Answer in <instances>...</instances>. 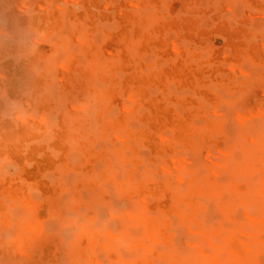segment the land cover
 Returning a JSON list of instances; mask_svg holds the SVG:
<instances>
[{
  "label": "bare ground",
  "instance_id": "6f19581e",
  "mask_svg": "<svg viewBox=\"0 0 264 264\" xmlns=\"http://www.w3.org/2000/svg\"><path fill=\"white\" fill-rule=\"evenodd\" d=\"M52 1L50 2V0H45L44 2L38 3H52ZM72 1H81L84 3V0ZM214 1L215 0L212 2L215 3L217 0L215 2ZM241 1L245 4L259 3L257 2L258 0H225V3L233 4L238 2L237 4H239ZM261 1L264 2V0ZM98 3H100L99 0ZM112 3H114L113 0H104L102 7L106 9ZM146 3L149 5V3L152 2H150V0H123L120 3L122 5L117 8L116 12L114 11L116 13V22H118L120 26L126 23H133L131 24L134 25L131 30L135 29L133 36L132 34H130L131 36H125V34H111L106 32L103 38L104 40H101L102 42L100 41L101 45L97 44V46L94 44L95 42L91 41L95 36L91 39V36L86 33H83V35L80 34V36L76 35L75 41L79 44V48H81L82 45V51L87 57L85 62V58L82 60V62H84L82 64L78 61L76 55H74L75 53L72 52L71 54L73 55L70 57L68 56V59L59 63L56 61V58L53 57V55L57 53L54 48L52 54L51 52L45 53L44 51H41L42 49L37 47H32L33 45H30L31 47L27 50V56H31L28 52L31 53V51H33L36 55L37 53L42 54L46 60L48 59V64L50 65L46 66V68L44 66L43 67L45 68V71L49 70L53 77L56 76L55 79L57 80L54 79V81H58L57 85L59 84V87H61L58 88L64 95L63 98L65 102L63 104L66 103L64 109L61 108L62 110L59 114V124L61 126L62 122L65 123L66 121L69 125H73L74 131H68L69 133L66 131L68 133H66V138L68 139V142H70V145L78 146L77 148L80 152L79 156H82L80 163L82 164L81 169L83 172L81 169L80 171L85 173V176L75 180L72 184L73 186L70 184V186H72L71 189H69L70 187L68 189L62 187L60 189L58 188L57 192H53L55 191V188L53 191H47L46 189L38 186V182L29 180L20 175L18 176L20 177V181L16 180L17 182L15 180L6 181V178L4 179L3 177H0V264H264V100L261 104L254 107L255 112H261L259 122L257 120L259 117L256 119L253 118L251 116V111L244 114L246 112L245 111L243 114L241 113V115H239L238 122H235L237 123L235 125V128H237V132L235 131V140L230 142V144L229 141L232 140V137L228 138V144H230V146L227 145L228 147L226 146L218 150L224 155L221 160H218V164H216L217 162H213L216 164L214 165L211 161L209 163L212 165L207 164V162H197L189 167H181L183 165H181L179 161L184 160V157H182L183 153H181L180 156L177 152L179 146L192 147L194 144L191 142L190 138H193V136H198L203 139H212L215 136L223 137L224 132H227V127L229 125H227V118L229 119L230 116H228V114H224V111H219L221 107L223 110L225 102L222 103L223 106L220 107L221 99L217 94H213L208 91L210 88L203 84L204 78L202 77L204 73L209 72L215 81L217 78V68L228 60L229 54H227L226 51L229 53L231 52L230 49L226 50V48H222L218 51H211L210 59L207 61L203 60L202 62L201 56H196L197 54L191 55L193 51L189 52V50L186 51L181 49L183 48V42L180 45L181 47L170 43L171 40L169 42V40L165 37L167 30H165L164 35L160 33V35L158 34L159 36L155 37V32L152 30H160L161 26V21L159 20L158 15L153 13L154 15L149 14L150 17L145 18L146 16L141 14L140 11L137 14L136 12H132L127 9V7L138 6L139 4L145 6ZM219 3L220 2L217 4ZM201 4H203V2ZM38 5L40 7L42 6V4ZM198 5L200 6V4ZM49 6L51 5L49 4ZM193 7L196 8L198 6ZM188 9L190 10L189 6L187 10ZM259 11L264 14V7ZM30 13L32 14L34 12L30 11L29 14ZM177 13L180 12L178 11ZM64 14L65 13H54V11H50L47 4L46 6H42L41 14L39 16L43 21H45V23L47 21L54 22V20L59 22L67 16ZM113 17L114 15L112 18ZM85 19L88 18L86 17ZM165 19L166 18H164V20ZM72 21L74 20H71V22ZM203 21L201 20V23ZM207 21H209V19ZM62 22L64 23V20H62ZM76 22L74 21L75 25ZM63 23L62 25L64 28ZM62 25L60 26L61 28ZM97 25L96 27H98ZM203 25L201 26L204 27ZM209 25L211 24L209 23ZM244 26L249 27L246 25ZM252 26L253 25L250 23L249 29ZM150 27L152 30H149L151 29ZM196 28L199 29L198 26ZM29 29L33 32V40L35 43L49 40V38L53 36L52 34L50 35V33L45 34L46 30L42 31V29H40L36 24H31ZM60 29L57 33L59 34L60 31L62 35L65 34L63 31L64 29H62L64 33ZM206 29L208 28L206 27ZM116 30H118V28ZM26 31L28 32L29 30ZM22 32H25V30L22 29ZM42 33H44V35ZM97 34L100 35V33ZM102 34H104V32ZM188 34H190V31L186 32V36ZM60 35L61 34H59V36ZM63 37L64 36H60L58 40L57 37H54V39L57 40V44H54L56 47L57 45L61 46L59 48H62V46L65 47L66 40L63 39ZM252 37H254L252 40L255 41V35L251 36V38ZM68 38L70 39V37ZM226 39V45L232 48L233 57H238L240 53L249 51L256 62L264 66V56L258 57L253 48H248L242 42L236 41L234 37H231L228 34H226ZM2 40L4 41V38H2ZM208 41L210 40L208 39ZM16 43L18 44L17 41ZM208 43L212 46L210 42ZM5 44L7 45L8 43L5 42ZM51 44H53V42H51ZM187 44H189V41ZM19 45L20 44H18V46ZM68 45L69 44L66 46L69 47ZM5 46L2 47L5 48ZM152 47L155 48L154 50H156L160 56L163 55L167 58V65L164 66L165 68L162 67V69H158L156 67L157 63H150L152 66L149 67L145 64V59L143 61L142 57L145 55V51ZM59 48L57 50H59ZM204 49L206 50V48ZM196 50L198 51V49ZM134 52L135 55L133 54ZM202 52L204 51L202 50L201 53ZM151 56H153V54ZM24 58L26 57L24 56ZM40 58L42 57L38 56L37 59ZM159 60L160 59L157 61ZM198 60H201L200 62H202V66L200 65L201 69H198L200 67L197 66ZM41 61L43 62V60ZM43 63L45 64L46 61ZM43 63H40L39 61L38 66ZM13 64L14 63H12V67ZM48 64L46 63V65ZM223 66L228 67L229 64H224ZM256 66L258 67V65ZM54 69L57 71L55 70L56 72H54ZM254 69H256V67ZM259 69L260 68L258 67L256 70ZM118 70H122L124 74L122 80L119 78L121 80L120 86L118 85V81H120L118 79L120 75L117 74ZM146 70H149L147 71L148 73ZM230 71L233 73V71H235V67L230 66ZM96 74L100 79L104 80L105 83L108 84L106 89L103 90L100 88V90L98 88H93L95 87L93 80ZM235 75L238 78L236 80H240V82L236 83L234 82L235 80L233 81V79H231L227 82L228 89L238 87V85L241 84V80H244L245 78H242V76L239 77L237 74ZM77 76L80 78L78 79ZM53 77H50L52 78L50 79V82H53ZM245 80H247V78ZM39 83L42 84V81ZM170 83L176 84L179 88L186 86L192 87L199 96H206L209 100V105L199 106L196 109V102L198 101L197 95H195V99L189 97L190 94L188 97H181L178 95L180 93L177 95L172 94L169 92V89H172L171 86H169ZM149 85L159 87L161 90L168 92L167 95L169 94V96L167 97H170V95L171 97L166 99L163 94L160 97L155 96L156 98H154V95L151 96L148 92L149 90H147ZM260 85L261 86H258V90L264 97V81L263 83L261 82ZM52 86L50 85V90ZM247 86L251 85H248L246 81L240 85L242 88H247ZM87 88L91 91V96H93L95 99L94 101L97 104L96 109L93 108L95 110L94 123L96 124L98 130L97 132L100 137L107 138V141L108 139H111L114 143L113 147L110 145L111 149L109 151L107 150L108 148H106L102 153L98 154L100 155L99 157L101 158V162L104 164L102 169H97L99 170L98 172L95 171L92 164L94 153L91 150L92 146L90 147L89 145V135L85 132V129L87 130L88 126H86L87 128L84 126L85 119L87 117L90 118L88 114L91 113V111L89 112L88 110L92 108H89L90 101L86 99L87 97L85 96L87 94ZM89 90L88 94L90 92ZM29 91H32V89ZM85 92L86 94L83 95ZM13 93L14 90L11 82L8 80L4 71L0 70L1 107L4 102H7L8 104L10 102H15L17 104L22 103L15 112V118L19 121H16L15 126L17 128H12V130H10L0 127V156L4 154L9 158L18 161L19 166L23 168V164L15 154V149L19 148L18 146H23V141L28 136L35 137L38 132L40 133L47 130V127L50 129L48 126L49 123L47 122L49 111L46 112V109L44 108L45 106H41V103L43 102L41 97H37L36 102L34 101L35 99H33L34 96H29V93L26 92L25 96L28 94V97L20 101L21 99L15 98ZM228 93H230V90ZM76 94L80 96V102L77 101L76 98L78 97ZM123 94L127 99L123 100L125 97ZM46 95H48V93H46ZM74 95L76 100H74ZM82 95L85 98H83ZM227 97L228 99L231 98L230 96ZM46 99L47 98L45 97V100ZM228 99L225 100L227 101ZM127 100L129 102L132 101L133 105L127 104ZM171 102L179 103L184 106L186 110L184 117L180 116L184 114H178V106L175 104L177 107H172L173 104L171 105ZM199 102L201 103V100ZM203 102L205 103V100H203ZM142 106L146 107L148 110H145L149 113L143 115L144 112L142 111L141 115L140 108H144ZM116 107L117 109H115ZM180 107L182 108V106ZM227 107L230 109L233 106L230 107L227 105ZM119 108L121 113L118 117L115 114L113 119L111 118L113 114H111V116L108 115V112L110 113L114 109L119 110ZM13 110L15 111V109H12L11 111ZM117 112L118 111H116V113ZM218 112L220 116L218 115ZM216 114L218 117L216 116L215 118ZM225 115H227V117ZM221 117L223 119H221ZM195 118L205 119V126L199 128L197 125L201 126L202 124H199ZM134 119L141 120L144 124L140 123L143 126H148L149 129L142 128L146 130L142 131L141 129H138L137 131L133 128V125V127L131 126V122ZM230 120L231 119H229V121ZM90 124H93L92 121ZM167 131H170L169 133H171V136L172 134L174 135V143L171 144L168 141L170 143L168 145L165 144L167 143L165 142V138L167 137L168 139V134H166ZM226 135H228V132ZM80 136L83 137V140H81L82 138L80 139ZM36 140L38 141L40 139ZM91 141L93 140L91 139ZM38 142L37 144H39ZM100 144L102 143L100 142ZM70 145L68 150L69 152L72 150L70 149ZM139 146L149 148L153 152V156L149 163L147 162L150 156L148 159L147 157H142L139 151ZM179 149L183 148L179 147ZM210 149L214 151L213 146ZM97 151L99 152V150ZM185 152L186 153H184V155H186L188 159V151L185 150ZM215 152L217 153L216 150ZM210 153L212 152L209 151V154ZM239 153L243 155L242 161L237 159V157H241ZM69 154L71 156V153ZM41 155L42 154L40 152L39 157ZM161 155L166 156V158L163 156V159V157H160ZM66 156L67 155H65V158ZM112 161L121 168V176L117 174V171L119 173L120 168L118 170L116 168L115 170V165L112 164ZM67 162H65V164ZM150 163H153L155 168L150 165ZM56 165H59V163H56ZM79 165L77 166L79 167ZM20 167L18 169H20ZM188 168L191 169L189 170ZM196 168L199 170H194ZM57 170L58 173L61 172L58 168ZM200 170H203V172L205 171L206 173H199L202 172ZM49 171L53 172V169ZM69 171H73V169ZM69 171L68 174L71 176L72 173ZM80 171H76V173H79ZM45 172L43 174H45ZM19 173L20 171L18 174ZM64 174L66 175L67 173ZM60 175H58V177H61ZM222 178H225L224 181L226 180L227 182L225 181L222 184L220 182L223 181ZM55 179L56 177L54 178V181ZM64 179L63 182L65 181ZM50 183L52 185L54 182ZM107 184L110 187L112 186L111 188L114 190V194L125 199V202L127 201V205L129 207L127 206L128 208L126 207V210L124 208V210L119 208L118 211L117 208L114 207L116 204L113 205L111 202L112 192L110 187H106ZM44 186L45 184L43 183V187ZM36 188L37 190H40L41 193L39 201L35 200L30 193L32 189ZM63 191H68L66 198L62 195ZM226 193H228L229 196ZM85 194L87 195L85 196ZM118 201L120 202L121 199ZM212 206L216 207V211ZM17 208L21 209L22 213L20 212V214L22 215L19 218L16 217L18 220L16 219L17 222L14 223L15 217L13 216V213ZM212 208L215 213L218 211V214H221L222 216V222L219 226L217 221V224H211L213 220L209 222V213ZM104 209L109 211L110 216L115 218V221L118 220L119 224L116 226L117 228L111 227L109 221H107V224L104 225L106 221L102 222L101 215V211L104 212ZM241 211L244 213L248 222H243V220L241 221L238 217L240 216ZM172 216H175L178 220L176 218L175 220L177 221L173 220ZM49 221L54 222L55 229L52 230V223H49ZM108 222L111 229L108 227ZM179 225L185 230V235L187 232L190 234L189 238L192 240L193 244V247L190 248L191 250L189 249L188 252L184 249V251L187 252L185 254H182V251L179 252L178 250L182 249L179 248L178 245L176 246V242H178V240L175 241L176 234L174 226H177L176 230L178 231L179 228H181ZM48 227L51 230H48ZM66 230L71 233L69 236L64 234V231ZM177 231L176 233H178ZM239 233H245L248 236V240L240 239ZM177 238L180 237L178 236Z\"/></svg>",
  "mask_w": 264,
  "mask_h": 264
},
{
  "label": "rangeland",
  "instance_id": "374dc122",
  "mask_svg": "<svg viewBox=\"0 0 264 264\" xmlns=\"http://www.w3.org/2000/svg\"><path fill=\"white\" fill-rule=\"evenodd\" d=\"M44 1L45 0H30V1L25 0V2H24V0H20V1L19 0H1L0 1V30H1L0 31V35H1V37H0V40H1L0 41V43H1V46H0V62H1L0 63V66H1V68H0V70L1 71H4V73L7 76L8 80L11 82V84L13 86V90H14V93L13 94L15 95V98L21 99L20 101L26 99V97H28V94L25 96L26 92L29 93V96H32L33 95L35 97V98L33 97V99H35L34 101L37 100V97H41L42 98L43 102L42 103L40 102L41 103V106L44 105L45 106L44 108L46 109V112L49 111L48 116H47V122L49 123L48 126L50 127V129L47 127L46 128L47 130H45L43 132H40V133L38 132V134H36L35 137L28 136L23 141L24 142L23 143V146L22 145L21 146H18L19 148H16L15 149V154L18 156L20 162L23 164V168L25 167L24 169L19 166V162L18 161L14 160V159H11V158L5 156L4 154L1 155L0 156V161L7 162V165L5 167L0 168V177H3L4 179L6 178L5 179L6 181H12V180L20 181V179H19L20 177H18L20 175V176L26 177L29 180H33V181L38 182L39 184L38 183H36V184H38V186L46 189L47 191H50V190L53 191V189L55 188V191H53V192H57V189L58 188L60 189L62 187L67 188V189L70 187L69 189H71V187L73 186L72 184H73V182L75 180H78V178L80 179L81 177H84L85 176V173H82L83 172L82 169H81L82 164L80 163L82 156H79L80 152H79V149L77 148L78 146L70 145V142H68V139L66 138V135L69 133L68 131H74L73 125L70 124L71 125L70 126L64 119L63 120L65 121V123L62 122V125L61 126L59 124V114L61 113V110L64 109V106L66 105V103L63 104L65 102V100L63 98L64 95H63V92L60 91V89H59V88H61V87H59L60 85L59 84L57 85L58 81H54V79H55L56 76L54 75L55 77H53L51 75V72L49 70H46L47 72L45 71L46 66H49L50 65V64H48V59L46 60V58L43 57L42 54H38L37 53V55H36L33 51H31V53H33V54H31L30 52H28V54H30L31 56H27L26 55L27 54V50L31 47L30 45H33L32 47H37L39 49H42L41 51H44L45 53H50L51 52V54H52V51H53V48H54L55 49V52H57V53L54 54L53 57L56 58V61H58L59 63L61 61H65V59H68L71 55H73V54H71V52H72V53H75L74 55H76L78 61L82 64V63H84L86 61V58L87 57H86V54H84L83 51H82V45L80 44L81 45V48H79L80 47L79 44L77 43V41H75L76 35L80 36V34L83 35V33H86V34H89L91 36V39H92V37L95 36L94 37L95 40L92 39L91 41L95 42L94 44H96V45L98 44L99 45L104 40L103 38H104V35H105L106 32H109L111 34H125V36L126 35L127 36H131L130 34H132V36H133L135 29L131 30L132 29V26H134V25H131L133 23H126V24H123L122 26H120V24L118 22H116L117 20H116V13L115 12H116L117 8H119L122 5L120 3L123 0H113L115 4L112 3L106 9H104L102 7L103 6V3H104V0H99L100 3H98V0H84V3H82L81 1H77V2H79V3H77L76 1L73 2L72 0H53V1L50 0V2L52 1V3H38V2H44ZM105 1H107V0H105ZM165 1L164 0L163 1L162 0H150V2H152V3H149V5H147L148 3H146L147 6L145 5L147 7V9H146V7L144 5H140V4L138 5L139 7L138 6H130L129 8L127 7V9L129 11L136 12L137 14L140 11L141 14H144L146 16V17L144 16L145 18L150 17V15H152L153 13L155 15H158V18L161 21L160 30H157V31L152 30V28H151L152 26L150 27L151 29L148 28L149 30H152L153 32H155L154 33V36L157 37V36L160 35V33H162L164 35L165 30H167V32L165 33L166 34L165 37H166L167 40H169V42L171 40L170 43L175 44V46L176 45L180 46L182 44V42H183V44H182L183 45V48H181V49L186 50V51L189 50V52L190 51H193L191 55H194V54L196 55L197 54L196 56H201L202 58L201 57H199V58L202 59V62H203V60L204 61L205 60L207 61V60L210 59V52L211 51H218V50H220L222 48H224V49L226 48V50H229L230 49V52H231V53H229V52L226 51V53L229 54V56L227 55L228 56V60L226 62H224L225 65L226 64H229V66L228 67H225V66H223L224 65L223 64V65H221V66H219L217 68V71H216L217 78H216L215 81L213 80V77H212L211 73H209V72L204 73L203 74V77H202V78L205 79V80L203 79V84H205L206 87L210 88V90L208 89V91L210 93L217 94L219 96V98L221 99L220 107L223 106L222 103L225 102L224 103L225 105L223 107V110L221 109L222 108L221 107L219 111L220 112H223L224 111V114H228V116H230L229 119H231L230 120L231 122L227 118V122H228L227 125L229 124L228 127H227L228 135H226L227 132L226 133L224 132L223 137H221V136H215L212 139H207V138L206 139H203V138H199L198 136H193V138H190L191 139V142L194 144L192 147H182V146H179V147H181L183 149H179V147H178V150H177L178 154L181 156V153H183L182 157H184V160L179 161V163H181V165H183L181 167H189V166H191V165H193V164H195L197 162H202V163L203 162H207V164H209V165L211 163L214 164V163L217 162L216 164H218L219 163L218 160H221V158L224 157V155L220 151H218V150H220L221 148L226 147L227 145L230 146V144H231L230 142H232V141L235 140V136H236V132H237L236 131L237 128H235L236 127L235 125L237 123H235V122L236 121L238 122L239 115H241V113L243 114V112H245V111L246 112L244 114H246L249 111H251V116L253 118H255V119L258 118L260 116V113L261 112H259V113L258 112H255V110H254L255 108L254 107H256V105L258 106L259 104H261V102L264 100V97L261 95V93L258 90L259 89L258 86H261L260 85L261 82L263 83V81H264V77H263L264 76V66L262 64H258L256 62V60L251 56V54H250L249 51H244V52L240 53V55L238 57H233L232 56V48L226 45V43H227L226 34H228L231 37H234L236 39V41L242 42L248 48H253L255 50V53L258 55V57L264 56V49H263L264 48L263 47V45H264V35H262V34H264V14L263 13H260V11H259V10L263 9L264 2L261 1V0H258V1L256 0L259 3H255V4H251V3L249 4V3H247V4H245V3H243L241 1V2H239V4H237L238 2L232 4V3H225V0H223V1L222 0L221 1L220 0L219 1L217 0L216 1L215 0L216 1V2L214 1L215 3L212 2L213 0H204V1L203 0L202 1H200V0H165ZM117 2L119 3V5H118ZM202 2H203V4H201ZM218 2H220V3L217 4ZM23 4L26 5V6H24ZM38 4H42V6H44V5L46 6L48 4V9H50V11H54V13H65L67 16L64 17L65 19L64 18L62 19V20H64V23L62 22V20H60L59 22L56 21V20H54V22L47 21L45 23V21H43L40 18V16H39L41 14L42 6L40 7ZM49 4L51 6H49ZM198 4H200V6ZM187 5L189 6L190 10L189 9L187 10V8H188ZM29 6H31V7H29ZM152 6H155V7H152ZM193 6H198V7L195 8ZM49 7H51V8H49ZM260 7H262V8H260ZM252 8H254V9H252ZM27 9H29V10H27ZM30 11H32L34 13H32V14L30 13L29 14ZM151 11H152V13H151ZM178 11L180 13H177ZM111 12H112V15H111ZM86 14H87V16H86ZM113 15H114L113 18H114L115 21L112 18ZM147 15H149V16H147ZM194 15H196V16H194ZM220 16H221V18H220ZM15 17H16V19H15ZM86 17L88 19H85ZM163 17L166 18V19L164 20ZM210 18H211V20H210ZM38 19H40V20H38ZM206 19L207 20L209 19V21H207ZM235 19H236V21H235ZM71 20H74L75 22L76 21H80V20L81 21L80 22H76V25H75L74 24V21L71 22ZM201 20L202 21L204 20V21L201 23ZM11 21H13V22H11ZM82 21H83V23H82ZM65 22H67V23H65ZM62 23L64 24V28H63ZM97 23H98V25H97ZM198 23H199V25H198ZM203 23H204V25H203ZM209 23L211 25H209ZM250 23H251V25H253L252 26L253 28L251 27L252 29L251 28L249 29ZM31 24H36L40 29H42V31L46 30V33L45 34L50 33V35L52 34L53 36H51L49 38V40H44V41H40L39 43H35L34 40H33V32L29 29V27H30ZM61 25H62V28L60 27ZM96 25L99 28L96 27ZM105 25H106V27H105ZM201 25H203L204 27H202ZM244 25L249 26V27H245ZM107 26H109V27H107ZM117 26H120V27H117ZM197 26H198L199 29L196 28ZM213 26H215V27H213ZM206 27L208 29H206ZM17 28H19V29H17ZM117 28H118V30H116ZM22 29L25 30L26 33L25 32H22ZM59 29L61 31H62V29H64L63 31L65 32V34L62 35V33H60V31H59V34H61L60 36H64L65 37V38L63 37V39L66 40L65 43H66V45L69 44L68 45L69 47H67L66 45H65V47L62 46V48H59L61 46H58V45H57V47L55 46L57 44L58 38L60 37L59 34L57 33ZM99 29H100V31H99ZM253 29H254V31H253ZM26 30H29L30 33H29V31L27 32ZM187 30L190 31V34H188L186 36V32H188ZM250 30H252V31H250ZM15 32H20V33H15ZM31 32H32V34H31ZM103 32H104V34H102ZM194 32H196V33H194ZM55 33H57V34H55ZM97 33H100V35H98ZM167 33H169V34H167ZM16 34L18 36H20L21 38L18 37ZM27 34H28V36H27ZM42 34L44 35V33H42ZM9 35H10V37H9ZM253 35H255V38H256L255 41L252 40V39H254V37L251 38V36H253ZM260 35H261V37H260ZM214 36H216V37H214ZM54 37L55 38L57 37V40H55ZM68 37H70V39ZM99 37H100V39H99ZM249 37H250V39H249ZM2 38H4V41L2 40ZM207 38L210 41H208ZM242 38L243 39L246 38L247 40L244 39L246 42ZM53 39H54L55 42L53 41ZM203 39H204V41H203ZM260 39L261 40L263 39L262 40L263 42ZM16 41L18 42V44H20L19 46L16 43ZM19 41H20V43H19ZM22 41H24L25 44ZM50 41L53 42V44H51ZM188 41H189V44L190 45L187 44ZM5 42L8 43V44L6 45ZM47 42H48V44H51V45H48ZM194 42H195V44H194ZM208 42H210L212 44V46L209 45ZM2 46H5V48L2 47ZM70 46H71V48H70ZM184 46L186 47V49H185ZM195 46H197V47H195ZM198 46H200V47H198ZM207 46H209V47H207ZM216 46H217V48H216ZM58 48H59V50H57ZM195 48L198 49L199 52ZM201 48L204 51L202 53H201V51H202ZM204 48H206V50ZM150 49H152L153 51L150 50ZM150 49L145 51L146 52L145 55L142 54V55H144L142 58H143V61L145 59V61H144L145 64H147L150 67V66H152L151 65L152 63H154V64L157 63L158 65L156 64V67L158 69H162V67L166 66L167 65V58L165 56H163V55L160 56L157 53V51L154 50L155 48L152 47ZM74 51H76V52H74ZM18 52H20V53H18ZM133 54L135 55V52ZM152 54H153L154 58H153V56H151ZM9 55H11L12 57L9 56ZM20 56H21V58H20ZM24 56L27 59L24 58ZM38 56L42 57L43 59L42 58L37 59ZM80 56H81V58H80ZM152 58H153V60H152ZM157 58L160 59L159 60L160 62L157 61L158 60ZM83 59H84V62H82ZM41 60H43V62L46 61V63L48 65H46V63L44 64ZM151 60L154 61V62H152ZM39 61H40V63H43V64H40L38 66ZM149 61H151V62H149ZM200 61L201 60H198V62H197V66L198 67L200 65L202 66V62H200ZM12 63H14L13 64V67L14 68L12 67ZM49 63H50V61H49ZM256 65H258V67L260 68L259 69L260 71L259 70H256L258 68ZM201 66L198 69H201ZM230 66L235 67V71H233V73L230 71ZM242 66H244V67H242ZM241 67H242V69H241ZM255 67H256V69H254ZM40 68H41V70H40ZM55 70L56 69H54V72L57 71V70L56 71ZM147 71H149V70H146V72ZM44 72H46L47 75ZM54 72H52V73L55 74ZM117 74L120 75V77L117 76L118 79L120 78L122 80V77L124 76L122 70L121 71L118 70ZM235 74H237V76H239V77L242 76V78L245 77L244 80H241V84L246 81L248 83V85L250 84L251 86H247V88H242V87H240L241 84H239L238 87H236L234 89H228L227 88V85H228L227 82L230 81L231 79H233V81L235 80L234 82H236V83L240 82V80H238V81L236 80L238 78L236 77ZM261 75H263V76H261ZM50 77H53V82H50V79H52ZM206 77H207V79H206ZM248 77H250V78H248ZM77 78L79 79L80 77L77 76ZM223 78H225V79H223ZM246 78H247V80H245ZM226 79H228V80H226ZM43 80H44V83H43ZM55 80H57V79H55ZM121 80L118 81V85L119 86L121 85ZM40 81H42V84L39 83ZM47 83L49 84V86H48ZM55 84H56V86H55ZM93 84L95 86L93 88H98V89L101 88L103 90L106 89V87L108 86V84L105 83L104 80L100 79L97 76V74L94 77ZM39 85H41V86H39ZM50 85L51 86L52 85L54 86V88H53V86L51 87V90L49 88ZM169 86H171V88H172V89H169L170 91L168 90L170 93L176 94V95L178 93H180L181 95L180 94H178V95L181 96V97H188V95L190 94V95H193V96H190L189 95V97L196 99V96L195 95H197L198 101L196 102V109L199 106H204V105L205 106H208L209 105V100L206 98V96H199L197 94V92L195 91V89H193L190 86H186V87H183V88H179L174 83H170ZM31 89H32V91H29ZM87 89H86L87 94L85 92L83 95L86 94L85 95L87 97L86 99H88L90 101V102L88 101L89 104H90L89 105L90 106L89 108L92 107L91 109L88 110L89 112L91 111V113H89L88 116L91 118L92 115H93V117L91 119L87 117L85 119L84 126H85V128H87L86 126H88L87 130L85 129V132H87V134L89 135V136L87 135L88 136V139H90L89 140L90 141L89 142L90 143L89 145H90V147L92 146L91 147V150L94 153L93 154L94 155L93 156L94 158L92 157L93 158V160H92L93 163L92 164H93V166L95 168V171L98 172L100 169H102V167H104L103 166L104 164L101 162V158L99 157L100 155H98V154L99 153H102L103 150H105L106 148H108L107 150L109 151L111 149V147H113L114 143L111 141V139H108V141H107V138L100 137L99 136V133L97 132L98 130H97L96 124L94 123L95 122V120H94L95 119L94 118L95 117V110L94 109H96L97 104L94 101L95 99L93 98V96H91L92 95L91 94V91L88 89L90 91L89 94H88V90ZM25 90H27V91H25ZM48 90H49V92H48ZM147 90H149L148 92H149V94L151 96L154 95L153 96L154 98L160 97L163 94H164L163 96H165L166 99H169L171 97V95H170V97H167V96H169V94L167 95L168 92L161 90L159 87H157L155 85H149L147 87ZM229 90H230V93H228ZM22 93L24 94V96H23ZM46 93H48V95H46ZM87 95H89V96H87ZM76 96L78 98H76L75 95H74V100L77 99V101L80 102V100H81V98H79L80 96L78 94H76ZM90 96H91V99H90ZM227 96H230L231 98H229V99H231L233 101L229 100ZM45 97L48 100L47 99L45 100ZM232 97H233V99H232ZM83 98H85V97L83 96ZM0 99H1V97H0ZM125 99H127L126 96L123 98V100H125ZM223 99L224 100L225 99H228L229 101L228 100L227 101L226 100L224 101ZM200 100H201V103L199 102ZM203 100H205V103L206 104L203 102ZM127 101H125V102H127ZM91 102H92V104H91ZM227 102H228V104H227ZM21 104L22 103L17 104L15 102H10L8 104L7 102H4V103H2V107L0 105V127L1 128H3V129H10V130H12V128H14V129L17 128L15 126L16 125V121L17 122H19V121L15 118V112L19 108V105L21 106ZM127 104H132L133 105V102L132 101H130V102L128 101ZM172 104H173L172 107H177L178 106L177 107V110L180 112L179 113L177 111L178 114L180 115L182 113L184 115H180V116L181 117H184L185 114H186V110H185L184 106L181 105V104H179V103H174V102H171V105ZM226 104L228 106H230V107H232V106L233 107L229 109ZM10 105H11V108H10ZM53 105H55V106H53ZM179 105L182 106V108L185 111V113H184V111L182 110V108ZM12 106H14V107H12ZM142 107H144V106H142ZM12 109H15V111L14 110H13L14 112L11 111ZM65 109H66V107H65ZM115 109H117V107ZM115 109L111 111L112 113L111 112L110 113L108 112V115L109 116H111V114H113L112 117H111L113 119H114V115L115 114L118 117L120 115V113H121L120 108H119V110H115ZM145 109H147V108L146 107H144L142 109L140 108L141 115H142V111L144 112L143 115L149 113L147 111L148 109L147 110H145ZM2 110H3V112H2ZM116 111H118V112L116 113ZM218 115L220 116L219 112H218ZM216 116H217V114L215 115V118H216ZM225 116L227 117V115H225ZM225 116H224V118H225ZM222 117H223V115H222ZM222 117H221V119H223ZM195 119L198 121L199 124H202L201 126L197 125L199 128H202V127L205 126V124H206L205 119H203V118H195ZM257 120L259 122L260 121V117ZM11 121H13V122H11ZM91 121H92L93 124H90ZM140 122L143 123L139 119H134L131 122V126L133 125L134 127L133 126L132 127L134 129H136L137 131H138V129H141L142 131L143 130H146V129H149L148 126H143ZM65 124H67V125H65ZM141 125H142V127H141ZM67 126H69V127H67ZM142 128H146V129H142ZM169 132L170 131H167V133H166V134H168V139H167V137L165 138V142H167V143H165L166 145H168L170 143L171 144L174 143L173 142L174 141V139H173L174 138V135L172 134V136H171V133H169ZM43 134L46 135V136H44ZM82 136H84V135H82ZM94 136H95L96 139L94 138ZM98 137L100 138V140H99ZM231 137H232V140L229 141L228 138H231ZM36 139H40V140H38L39 142ZM80 139L83 140V137L80 136ZM91 139L93 141H91ZM33 140H36L39 144H37V142L36 141H33ZM65 140L67 141L68 144L66 143ZM84 140H85V137H84ZM104 140H106V141H104ZM228 141H229L230 144H228ZM100 142L102 144H100ZM104 142H105L106 145L104 144ZM48 143H49V145H48ZM95 143H96V145H95ZM46 145H47V147H46ZM69 145L71 146L70 149H72V150H70V152L68 151L69 150ZM110 145H111V147H110ZM212 146H213V150L214 151H212L210 149V148H212ZM23 147L26 148L27 150L24 149ZM51 147H53V148H51ZM72 147H74V148L76 147V148L74 149ZM25 150H26V153H25ZM97 150H99V152ZM185 150L189 152V153L187 152L188 159H187L186 155H184V153H186ZM215 150L217 151V153L215 152ZM74 151H76V152H74ZM108 151H106V152H108ZM139 151H140L142 157H144V158L147 157V159H148V157L150 156V158L148 159V162H147V163H149L150 162V159L153 156V152L149 148H145L143 146L142 147L139 146ZM209 151L212 152V153L209 154ZM40 152H41L42 155L39 157V153ZM51 153H52V155H51ZM69 153H71V156H70ZM65 155H67L66 156L67 160L65 158ZM239 155L241 156V157L239 156L241 159L238 158V157H237V159H239L240 161H242V156L243 155L240 154V153H239ZM68 156H69V158H68ZM163 156L164 155H161L160 157H163ZM53 157H55V158H53ZM164 157L166 158V156H164ZM164 157H163V159H164ZM29 159H31V160H29ZM34 161H35V163H34ZM210 161H211V163H209ZM65 162H67L68 165H67V163L65 164ZM56 163L57 164L59 163V165H56ZM76 164L77 165L80 164L79 167ZM112 164L115 165V167H114L115 170H116V168H117V170L120 168L114 162ZM216 164H214V165H216ZM65 165H67V166H65ZM150 165H152L155 168V166H154L153 163H150ZM19 167H20V169H23L24 171L18 169ZM54 167H55V169H54ZM66 167L69 170H72L73 169V171L75 173L73 171L67 170ZM57 168L61 172L64 170L62 172L63 173V176H62V173L61 172H59L61 175L58 173ZM193 168H194V166H193ZM52 169H53V172L52 171L50 172L49 170H52ZM74 169H76V170H74ZM80 169H81L82 172L80 171ZM97 169H99V170H97ZM194 170L198 171L199 169L196 168ZM19 171H20V173L18 174ZM45 171L47 172L48 175L46 174ZM68 171L70 173H72L71 176H70V174H68ZM76 171L77 172L80 171V172L79 173H76ZM200 171H202V172H199V173H202V174L203 173H206L205 171L203 172V170H200ZM44 172H45V174H43ZM64 173H67V174L65 175ZM79 174L82 175V176H80ZM117 174H119V176H121V168L119 169V173L117 171ZM58 175H60L61 177H58ZM50 176H53V177L55 176L56 177L55 181H54V178L55 177L53 178V177H50ZM66 176H68V177H66ZM201 176H203V175H201ZM225 178H222L223 181H220V179H219V181L223 184V182H225L227 180V178H226V180L224 181ZM63 179L65 180L64 182H63ZM61 180H62V182H61ZM42 182L45 184L44 187H43V183ZM50 182H54V183H52V185H51ZM69 182H71V183H69ZM60 184H61V186H60ZM70 184L72 186H70ZM104 186H106V185H104ZM106 187H110V186H108V184H107ZM32 190L30 191L31 195L33 196V198L35 200L39 201V199L41 197L40 190H37V188L36 189H32ZM110 190L112 192L111 193V198H112L111 202L113 203V205L116 204V205H114V207H116L117 210L119 208L120 209H123L124 208L126 210L129 207L127 205V201L125 202L124 201L125 199H123L122 197L117 196L116 194H114V190L112 188ZM34 191H35V193H34ZM67 192L68 191H66V192L63 191V193H62V195L65 198L68 195ZM226 194L228 195V193H226ZM86 195L87 194H85V196ZM225 197H227V196H225ZM229 198H231V197H229ZM120 199H121V201L119 202L118 200H120ZM7 200H9V199H7ZM212 207H214V210L216 211V207L215 206H212ZM17 209L19 210V212H18ZM17 209H15L14 210V213H13V216L15 217L14 223H16L17 220H18V218L22 215V214H20V212L22 213L21 209L20 208H17ZM214 210H213V208L211 209L212 212L210 211L209 218L208 219H209V222H211V220H213V222H211V224L212 223H216V221H217L218 222V226H219L220 223L222 222V216H221V214H218V211L215 213ZM101 212H102V214H101L102 215V222L103 221L104 222L106 221V223H104V225L107 224V221H109L110 224H111V227L118 226V224H119L118 220H116L117 221L116 222L114 220L115 218H113L112 216H110L109 211H107V209H104V212L103 211H101ZM105 212H106V214H105ZM212 213H214V214H212ZM16 217H18V218H16ZM172 217H173V220H175L176 217L175 216H172ZM238 217L240 218L241 221L243 220V222L244 221H247L248 222V220L245 218V215H244V213H242V211L240 212V216H238ZM171 220H172V218H171ZM177 220H175V221H177ZM109 222H108V227L111 229V227L109 226ZM49 223H52V225H51L52 230L55 229L54 228V222L53 221H49ZM173 224H174V222H173ZM49 226H50V224H49ZM179 227H181V226L179 225ZM176 228H177V226H174L175 234H176V240L175 241L178 240V242H176L177 244L175 242L174 243L176 244V246L178 245V247L182 249V250H178V251L179 252L182 251L183 252L182 254H185V253H187L189 251L190 248L193 247L192 240L189 238L190 234L187 232V234H186L187 236H186L184 234L185 233V230L182 229L183 227L179 228L178 231L176 230ZM48 230H51V229L49 228ZM176 231L178 233H176ZM181 233H182V235L184 234L185 236L184 235L182 236ZM64 234H66V236L67 235L69 236L71 233L69 231L67 232V230H66V231H64ZM178 236L180 238H177ZM239 238L242 239V240H248V236L245 233H239ZM184 249L187 252H185Z\"/></svg>",
  "mask_w": 264,
  "mask_h": 264
},
{
  "label": "clouds",
  "instance_id": "9594fccd",
  "mask_svg": "<svg viewBox=\"0 0 264 264\" xmlns=\"http://www.w3.org/2000/svg\"><path fill=\"white\" fill-rule=\"evenodd\" d=\"M7 165V162L0 161V168L5 167Z\"/></svg>",
  "mask_w": 264,
  "mask_h": 264
}]
</instances>
